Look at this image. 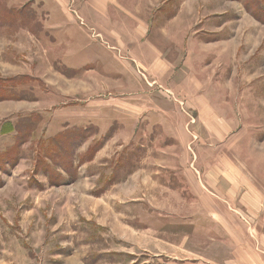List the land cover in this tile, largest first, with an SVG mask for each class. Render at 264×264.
I'll use <instances>...</instances> for the list:
<instances>
[{"label":"rangeland","instance_id":"rangeland-1","mask_svg":"<svg viewBox=\"0 0 264 264\" xmlns=\"http://www.w3.org/2000/svg\"><path fill=\"white\" fill-rule=\"evenodd\" d=\"M94 3L0 0V264H264V0H201L230 47L213 84L244 92L222 136L189 118L183 138L128 125L127 99L181 96L106 72L126 57Z\"/></svg>","mask_w":264,"mask_h":264},{"label":"crops","instance_id":"crops-1","mask_svg":"<svg viewBox=\"0 0 264 264\" xmlns=\"http://www.w3.org/2000/svg\"><path fill=\"white\" fill-rule=\"evenodd\" d=\"M95 2L93 5L100 12V22L88 25L103 37L109 36L111 39H108V47L119 50L126 57L120 63L121 67L114 68L113 71L108 68L106 72L122 77L127 93L133 95L147 93L154 97L156 80H149L150 83L147 84L143 78L145 74L151 79H158L181 96L179 104L166 95L161 100L149 99L148 103L127 99L124 108L130 118L128 125L142 120L151 124L160 123L169 135L170 126H174L175 133L183 138L180 124L184 125L187 119L194 118L197 122L203 120L212 133L216 132L217 137L222 136L223 120L229 119V114H221L225 110V95L244 91L241 92L235 86L213 84L215 60L220 63L218 67L221 71L226 70L230 47L228 43L224 44L223 39H210L209 30L213 26L211 18L204 20L205 17L202 16L206 8L202 6L201 0ZM116 14L119 20L116 19ZM83 30L85 31L84 28ZM120 30L124 32L121 33ZM112 32L121 40L116 41ZM93 47L97 58L101 57V53L111 55L106 46ZM137 69H141L142 73ZM157 110H161L162 114L156 113ZM208 137L210 140L214 139L211 134ZM228 248L232 250L233 247Z\"/></svg>","mask_w":264,"mask_h":264}]
</instances>
